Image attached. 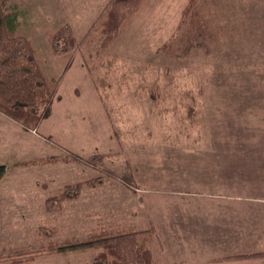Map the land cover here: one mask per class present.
I'll return each instance as SVG.
<instances>
[{
    "label": "rangeland",
    "instance_id": "1",
    "mask_svg": "<svg viewBox=\"0 0 264 264\" xmlns=\"http://www.w3.org/2000/svg\"><path fill=\"white\" fill-rule=\"evenodd\" d=\"M113 1L7 4L55 95L36 129L0 113V257L93 264V248L47 249L100 228H155L160 264H264L226 259L264 250V0L200 2L209 54L178 39L190 0H142L107 41ZM67 24L78 47L53 54L50 36ZM95 155L102 165L87 161ZM100 177L45 210L66 186Z\"/></svg>",
    "mask_w": 264,
    "mask_h": 264
},
{
    "label": "trees",
    "instance_id": "2",
    "mask_svg": "<svg viewBox=\"0 0 264 264\" xmlns=\"http://www.w3.org/2000/svg\"><path fill=\"white\" fill-rule=\"evenodd\" d=\"M141 1H113L103 22V29L105 30L102 31V34L107 41L112 39V36L107 34L113 32L115 36L120 32L126 14L134 12ZM204 1L206 0H190L182 15L178 39L187 36V39L184 40L186 42L185 52L187 53L195 47L210 53L206 45L200 40L202 37L201 28L196 21L198 18L197 6ZM8 2L9 0H0V113L32 130V128L38 127L42 119L40 109L50 107L55 91L51 88L49 80L42 73L37 63L35 49L31 41L20 33V11H16L14 8L9 12ZM61 41L65 43L64 46L60 44ZM77 41L72 27L67 24L50 36L49 43L53 54L58 55L76 49L78 47ZM105 46L106 43L101 48L104 49ZM166 47H168L167 44L164 45V48ZM186 97L193 104L187 106V115L194 119L196 117L194 108L196 101L191 92H188ZM103 157L95 155L87 161L94 165H102L104 163ZM6 174L7 166L0 165V181L4 179ZM102 180L103 178L100 177L66 186L62 193L46 200L45 210L48 213L61 211L65 202L78 199L85 188L102 184ZM254 242L253 248H255V244H258L259 237L255 236ZM158 244L159 239L155 228L117 232L112 229L100 228L99 231L91 234L86 242L56 244L47 250L49 253H66L69 249L93 248L97 251L93 264H160L153 250L154 246ZM13 258L3 260L0 257V264H22L23 262L29 264L34 260L33 257L17 260H13ZM226 259L228 261L246 259L264 261V250L232 254Z\"/></svg>",
    "mask_w": 264,
    "mask_h": 264
},
{
    "label": "crops",
    "instance_id": "3",
    "mask_svg": "<svg viewBox=\"0 0 264 264\" xmlns=\"http://www.w3.org/2000/svg\"><path fill=\"white\" fill-rule=\"evenodd\" d=\"M6 205V204H5ZM6 206H10V207H12L11 205H6ZM260 228H264V221H262V223H261V227ZM263 243H264V239H263Z\"/></svg>",
    "mask_w": 264,
    "mask_h": 264
}]
</instances>
